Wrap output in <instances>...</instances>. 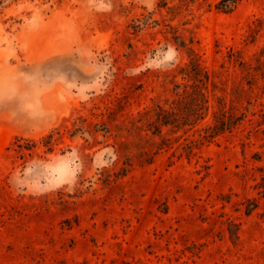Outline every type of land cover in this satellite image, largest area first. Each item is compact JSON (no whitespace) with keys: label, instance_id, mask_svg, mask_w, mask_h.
I'll use <instances>...</instances> for the list:
<instances>
[{"label":"rangeland","instance_id":"1","mask_svg":"<svg viewBox=\"0 0 264 264\" xmlns=\"http://www.w3.org/2000/svg\"><path fill=\"white\" fill-rule=\"evenodd\" d=\"M221 1L0 0V264H264V0Z\"/></svg>","mask_w":264,"mask_h":264},{"label":"trees","instance_id":"2","mask_svg":"<svg viewBox=\"0 0 264 264\" xmlns=\"http://www.w3.org/2000/svg\"><path fill=\"white\" fill-rule=\"evenodd\" d=\"M227 1L222 0L220 2L222 10L231 9L233 2ZM191 66L190 70L187 67L182 70L193 81L183 85L182 91L178 93L176 103L170 106L169 109L162 105L157 106L156 131L160 132L161 125L180 127L194 124L198 120L205 118L204 112L210 108L208 95L210 76L198 64L192 63ZM177 88H181L180 84L177 85ZM240 119V117H232L226 111L215 112L212 122L205 127L204 137L212 139L227 130L230 131Z\"/></svg>","mask_w":264,"mask_h":264}]
</instances>
